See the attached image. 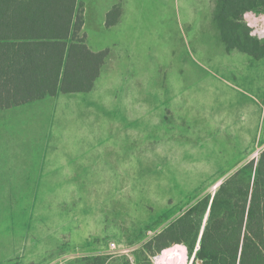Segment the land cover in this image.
Segmentation results:
<instances>
[{
  "label": "rangeland",
  "instance_id": "1",
  "mask_svg": "<svg viewBox=\"0 0 264 264\" xmlns=\"http://www.w3.org/2000/svg\"><path fill=\"white\" fill-rule=\"evenodd\" d=\"M78 1L87 42L107 51L93 94L108 107L137 101L139 153L129 155L136 149L124 142L105 179L44 197L58 201L0 203V264H155L160 252L148 247L152 239L188 210L198 233L216 183L264 149L263 140L219 133L213 139L209 135L216 131L203 129L213 118L198 102L196 86L210 89L219 48L231 53L264 45L242 21L231 29L235 36L222 28L214 17L217 0ZM114 5L121 14L106 25ZM226 36L232 38L228 44Z\"/></svg>",
  "mask_w": 264,
  "mask_h": 264
},
{
  "label": "trees",
  "instance_id": "2",
  "mask_svg": "<svg viewBox=\"0 0 264 264\" xmlns=\"http://www.w3.org/2000/svg\"><path fill=\"white\" fill-rule=\"evenodd\" d=\"M217 1L214 17L230 33L245 10L264 8V0ZM83 13L78 0H0V110L58 91L92 90L107 51L88 47ZM120 14V6L114 5L105 24L113 25ZM231 40L226 36L223 41ZM243 49L255 58L264 57V45ZM208 207L196 251L198 227L189 217L191 210L158 233L148 247L154 244L162 253L182 245L188 256L195 253L192 264H264V149L257 160L222 180Z\"/></svg>",
  "mask_w": 264,
  "mask_h": 264
},
{
  "label": "crops",
  "instance_id": "3",
  "mask_svg": "<svg viewBox=\"0 0 264 264\" xmlns=\"http://www.w3.org/2000/svg\"><path fill=\"white\" fill-rule=\"evenodd\" d=\"M87 45L92 51L101 50ZM102 69L89 92L58 91L0 110V203L58 201L44 197L105 179L107 170L115 169L110 167L115 156L123 154L124 142L136 149L129 155L139 153V119L133 110L138 103L119 100L108 107L107 100L94 95ZM211 73L209 90L202 89L203 84L196 86L198 102L212 114L213 120L203 126L216 131L210 138L219 133L218 137L264 141V57L228 53L222 45ZM96 121L97 126L92 123ZM83 123H88L85 129Z\"/></svg>",
  "mask_w": 264,
  "mask_h": 264
},
{
  "label": "built area",
  "instance_id": "4",
  "mask_svg": "<svg viewBox=\"0 0 264 264\" xmlns=\"http://www.w3.org/2000/svg\"><path fill=\"white\" fill-rule=\"evenodd\" d=\"M242 22L246 26L248 33L251 37L258 39V40L264 39V10L261 12H254L252 10H245L242 13ZM174 246H176V245L171 246L169 249H171ZM180 246H182V245H180ZM162 253H158V254L153 256L154 257L153 261L155 262V264H158V261L156 258ZM194 254L195 253H193L192 256H188V254H187L186 264H187L188 258L190 260L189 264H192Z\"/></svg>",
  "mask_w": 264,
  "mask_h": 264
},
{
  "label": "bare ground",
  "instance_id": "5",
  "mask_svg": "<svg viewBox=\"0 0 264 264\" xmlns=\"http://www.w3.org/2000/svg\"><path fill=\"white\" fill-rule=\"evenodd\" d=\"M255 154H257V151L255 152ZM186 257L187 254L185 250L181 248H171L164 251L156 259L158 261V264H186Z\"/></svg>",
  "mask_w": 264,
  "mask_h": 264
},
{
  "label": "water",
  "instance_id": "6",
  "mask_svg": "<svg viewBox=\"0 0 264 264\" xmlns=\"http://www.w3.org/2000/svg\"><path fill=\"white\" fill-rule=\"evenodd\" d=\"M222 182V180H220L219 182H218V184L219 183H221ZM217 184V185H218ZM214 195V194H213ZM212 199V198H211ZM208 210H209V207H208V209H207V211H206V214H205V216H204V220H203V222H202V226H201V229H200V234H199V236H201L202 235V232H203V228H204V223H205V221H206V217H207V215H208Z\"/></svg>",
  "mask_w": 264,
  "mask_h": 264
}]
</instances>
